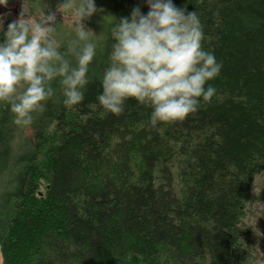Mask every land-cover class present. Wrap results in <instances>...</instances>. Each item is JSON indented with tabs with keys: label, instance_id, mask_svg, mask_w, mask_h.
Here are the masks:
<instances>
[{
	"label": "trees",
	"instance_id": "trees-1",
	"mask_svg": "<svg viewBox=\"0 0 264 264\" xmlns=\"http://www.w3.org/2000/svg\"><path fill=\"white\" fill-rule=\"evenodd\" d=\"M200 17L222 64L209 103L149 123L96 97L112 42L103 25L84 100L57 92L25 128L0 103L1 264H258L244 226L264 169V0H174ZM143 0H111L119 19Z\"/></svg>",
	"mask_w": 264,
	"mask_h": 264
},
{
	"label": "clouds",
	"instance_id": "clouds-1",
	"mask_svg": "<svg viewBox=\"0 0 264 264\" xmlns=\"http://www.w3.org/2000/svg\"><path fill=\"white\" fill-rule=\"evenodd\" d=\"M8 0H0L6 5ZM119 19L104 15L112 40L98 74V105L120 115L127 100L151 109L149 123L183 120L209 103L222 64L202 46L203 29L195 11L174 0H143ZM103 11L97 0H22L16 19L4 26L0 15V103L12 121L29 128L58 92L64 106L84 100L98 55L96 33L87 22ZM70 21L65 39L62 21Z\"/></svg>",
	"mask_w": 264,
	"mask_h": 264
},
{
	"label": "rangeland",
	"instance_id": "rangeland-1",
	"mask_svg": "<svg viewBox=\"0 0 264 264\" xmlns=\"http://www.w3.org/2000/svg\"><path fill=\"white\" fill-rule=\"evenodd\" d=\"M48 2L55 4L56 0H48ZM97 2L102 6L103 11L99 14H95L87 22V24L93 32L96 33V36H99L103 29L102 18L104 15H108L111 0H97ZM6 6L14 9L16 12L15 14H10L5 18L10 22L11 20L16 19L19 14L22 6V0H8ZM62 23L65 29L64 38H71L70 21L64 20ZM23 135L24 137H29L31 135V131L28 128L24 129ZM245 211L246 214L243 219L244 226L251 230L252 246L255 251L258 264H264V169L254 180Z\"/></svg>",
	"mask_w": 264,
	"mask_h": 264
},
{
	"label": "flooded vegetation",
	"instance_id": "flooded-vegetation-1",
	"mask_svg": "<svg viewBox=\"0 0 264 264\" xmlns=\"http://www.w3.org/2000/svg\"><path fill=\"white\" fill-rule=\"evenodd\" d=\"M15 10L7 7L6 5H0V15L4 16V26L6 27L7 21L5 18L8 17L10 14H15Z\"/></svg>",
	"mask_w": 264,
	"mask_h": 264
}]
</instances>
